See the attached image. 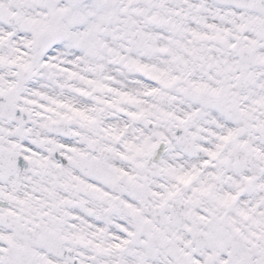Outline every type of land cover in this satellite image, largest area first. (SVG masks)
Returning <instances> with one entry per match:
<instances>
[{
    "label": "snow or ice",
    "instance_id": "6c2138e0",
    "mask_svg": "<svg viewBox=\"0 0 264 264\" xmlns=\"http://www.w3.org/2000/svg\"><path fill=\"white\" fill-rule=\"evenodd\" d=\"M0 264H264V0H0Z\"/></svg>",
    "mask_w": 264,
    "mask_h": 264
}]
</instances>
